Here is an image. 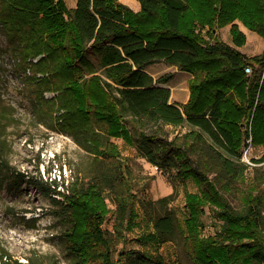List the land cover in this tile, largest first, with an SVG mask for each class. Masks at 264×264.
I'll use <instances>...</instances> for the list:
<instances>
[{"label":"trees","instance_id":"obj_1","mask_svg":"<svg viewBox=\"0 0 264 264\" xmlns=\"http://www.w3.org/2000/svg\"><path fill=\"white\" fill-rule=\"evenodd\" d=\"M138 1L139 12L119 0H77L73 9L65 0H0L14 52L26 64L46 56L35 64L52 75L43 91L65 96L69 124L97 159L88 185L77 178L64 192L56 184L44 191L63 200L75 264H164L141 251L115 259L118 243L139 227L137 203L148 223L138 241L147 248L174 241L189 260L181 264H264V156L252 160L253 176L243 161L248 140L264 146V54L248 58L219 32L232 25L234 45L244 46L238 20L264 38V0ZM158 62L193 76L187 103L170 102L172 74L155 80L145 71ZM186 125L173 137L165 129ZM104 131L159 170L195 182L198 191L185 193L184 225L168 208L171 197L138 199L132 169ZM206 208L215 229L208 236Z\"/></svg>","mask_w":264,"mask_h":264},{"label":"rangeland","instance_id":"obj_2","mask_svg":"<svg viewBox=\"0 0 264 264\" xmlns=\"http://www.w3.org/2000/svg\"><path fill=\"white\" fill-rule=\"evenodd\" d=\"M65 2L69 9H73L77 0ZM234 24L248 32V38L243 32L247 38L245 55L248 58L262 56L264 38L238 20ZM231 26L227 25L219 32L225 44L234 46ZM201 33L210 40L207 27ZM40 58L46 56L28 60L27 64L22 62L9 43L5 28L0 25V264H75L76 258L70 253L65 237L72 222L62 208L63 200L58 195H45L44 191L46 187L53 188L51 184H56L58 190L64 192L66 186L77 178L84 187L90 183L95 171L97 159L91 151L92 145L69 124V117L61 108L65 96L43 91L44 81H52V75L36 70L35 64ZM152 70L156 71V78L176 75L175 85L182 83L188 87L192 80L181 75L185 72H178L176 67L162 62L154 64ZM173 90L176 92L175 87ZM189 128L187 125L165 127L170 137L182 135ZM104 136L117 144L132 169L131 180L138 199L158 201L171 197L168 208L174 212L177 222L184 225L187 216L185 193L198 191L195 182L192 179L182 182L175 169L165 172L156 169L122 139L109 137L106 131ZM263 156L264 146L244 148L243 161L250 165V176L257 168L252 160ZM263 167L264 164L258 165L260 175L264 173ZM108 203L113 210L109 200ZM137 208L139 227L128 233L125 241L118 243L115 259L118 260L122 252L141 251L160 256L164 264L189 263L181 246L174 241L162 245L157 251L138 241L139 236L147 231L148 223L138 203ZM204 224L205 236L215 234L207 208ZM104 226L112 230L111 222Z\"/></svg>","mask_w":264,"mask_h":264},{"label":"crops","instance_id":"obj_3","mask_svg":"<svg viewBox=\"0 0 264 264\" xmlns=\"http://www.w3.org/2000/svg\"><path fill=\"white\" fill-rule=\"evenodd\" d=\"M120 1L123 4L129 6L135 12H139L141 10V4H140V2L138 0H120ZM240 29H241L242 32H244L247 35V38H248V32H247V30L244 27H241ZM230 45H231V47H236L235 45L233 46L231 43L229 44V46ZM246 45L243 46V47H236V48H237V50H239V51L243 52L244 54H246V52L244 51V48H246ZM162 63H164V62H162ZM153 66H154V64L148 66L145 71L148 74H150L156 80L158 78H156V73H155L156 71H153L152 70ZM178 72H179V70H178ZM185 73L186 74H181V75H184L183 77H188V78L190 77L189 79H192L193 78V76L191 74H189L187 72H185ZM173 77H174V75H173ZM175 78H176V75L169 82V84L170 83H173V81L176 82ZM174 87H175V91L176 92H174V90H173ZM168 88L171 90V97H170V102L171 103L185 104V103L188 102L189 97H190L189 85H188V87H185V86H183L182 83L181 84L178 83L177 85H175L173 83V85L171 84ZM179 98H181L182 100L180 101Z\"/></svg>","mask_w":264,"mask_h":264},{"label":"built area","instance_id":"obj_4","mask_svg":"<svg viewBox=\"0 0 264 264\" xmlns=\"http://www.w3.org/2000/svg\"><path fill=\"white\" fill-rule=\"evenodd\" d=\"M246 73L247 74H251L252 73V69L251 68H246ZM248 143L250 144V146H249V148L251 147V139L250 140H248ZM247 153V152H246ZM248 163H251L247 158L245 159ZM156 169H158L157 167H156Z\"/></svg>","mask_w":264,"mask_h":264}]
</instances>
